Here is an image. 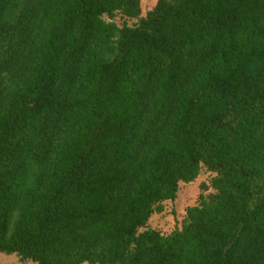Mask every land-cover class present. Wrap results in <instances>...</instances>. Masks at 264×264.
<instances>
[{
    "label": "trees",
    "instance_id": "16d2710c",
    "mask_svg": "<svg viewBox=\"0 0 264 264\" xmlns=\"http://www.w3.org/2000/svg\"><path fill=\"white\" fill-rule=\"evenodd\" d=\"M0 253L264 264V0H0Z\"/></svg>",
    "mask_w": 264,
    "mask_h": 264
},
{
    "label": "rangeland",
    "instance_id": "374dc122",
    "mask_svg": "<svg viewBox=\"0 0 264 264\" xmlns=\"http://www.w3.org/2000/svg\"><path fill=\"white\" fill-rule=\"evenodd\" d=\"M155 0H139L141 14L146 12ZM208 173L201 170L199 175L190 183L179 184L176 196L172 201L162 203V209L159 213L152 214L147 222L146 227L159 230L161 233L170 232L175 226L179 225V221L184 215L186 207L196 203L197 195L200 192V184L206 183ZM0 264H31L21 262L13 255L0 253ZM86 264V263H83Z\"/></svg>",
    "mask_w": 264,
    "mask_h": 264
}]
</instances>
